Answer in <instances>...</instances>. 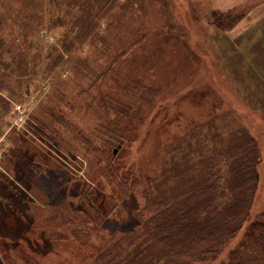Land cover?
I'll list each match as a JSON object with an SVG mask.
<instances>
[{
  "label": "rangeland",
  "instance_id": "rangeland-1",
  "mask_svg": "<svg viewBox=\"0 0 264 264\" xmlns=\"http://www.w3.org/2000/svg\"><path fill=\"white\" fill-rule=\"evenodd\" d=\"M232 120L259 147L254 218L264 0H0V264H92L83 244L128 240L173 145L200 161L188 130ZM125 176L139 180L127 198Z\"/></svg>",
  "mask_w": 264,
  "mask_h": 264
},
{
  "label": "trees",
  "instance_id": "trees-1",
  "mask_svg": "<svg viewBox=\"0 0 264 264\" xmlns=\"http://www.w3.org/2000/svg\"><path fill=\"white\" fill-rule=\"evenodd\" d=\"M237 21L229 19L226 27ZM200 125L188 130L202 149L200 161L177 157H186L185 150L196 154L182 140L173 145L143 189L145 203L135 214L139 225L121 234L128 240L117 237L103 248L83 244L92 264H212L241 232L221 264H264V213L251 215L261 160L257 141L234 120L212 133ZM204 128L207 134L197 138ZM129 177L119 183L124 198L139 184Z\"/></svg>",
  "mask_w": 264,
  "mask_h": 264
}]
</instances>
